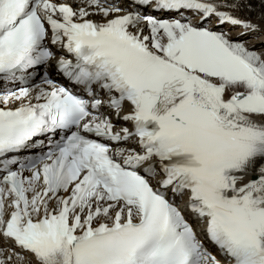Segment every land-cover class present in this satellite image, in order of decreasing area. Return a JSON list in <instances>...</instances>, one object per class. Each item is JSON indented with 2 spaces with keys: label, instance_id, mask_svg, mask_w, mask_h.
Returning a JSON list of instances; mask_svg holds the SVG:
<instances>
[{
  "label": "snow or ice",
  "instance_id": "snow-or-ice-1",
  "mask_svg": "<svg viewBox=\"0 0 264 264\" xmlns=\"http://www.w3.org/2000/svg\"><path fill=\"white\" fill-rule=\"evenodd\" d=\"M262 31L264 0H0V264H264Z\"/></svg>",
  "mask_w": 264,
  "mask_h": 264
},
{
  "label": "bare ground",
  "instance_id": "bare-ground-1",
  "mask_svg": "<svg viewBox=\"0 0 264 264\" xmlns=\"http://www.w3.org/2000/svg\"><path fill=\"white\" fill-rule=\"evenodd\" d=\"M258 12H259V9H257V12H254V13H251V14L246 13V12H240L237 15H240L242 17L247 16V15H251L253 17V22L255 23L256 22L255 16L258 14ZM238 32H239V29L236 32H231L232 38H234V39L237 38ZM251 36H252V38L256 37V39L254 41H247L248 42V46L249 47L255 46L257 49H259L260 46H261V43H264L263 42L264 41V31L251 33ZM251 36H247L246 38H251ZM240 39H243V37H240Z\"/></svg>",
  "mask_w": 264,
  "mask_h": 264
}]
</instances>
